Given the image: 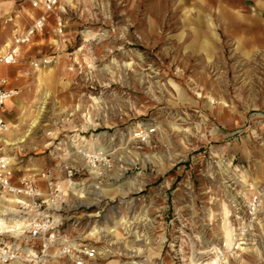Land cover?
<instances>
[{
  "label": "rangeland",
  "instance_id": "rangeland-1",
  "mask_svg": "<svg viewBox=\"0 0 264 264\" xmlns=\"http://www.w3.org/2000/svg\"><path fill=\"white\" fill-rule=\"evenodd\" d=\"M254 8L260 11L257 0H58L55 13L64 21L63 34L54 33L51 14L44 31L5 68L17 90L3 109L6 124L23 134L44 100L37 126L10 149L21 153L17 159L21 156L23 163L28 159L30 168L54 169L63 163L61 146L75 153L77 136H110L113 151L127 146L117 153L122 158L107 156L110 173L107 166L97 172L98 161L88 168L85 160L72 156L65 164L80 169L72 183L64 179V170L56 172L68 185L69 205L77 208L67 213L76 217L72 231L95 243L99 264H210L229 251L224 224L231 229V242L235 224H256L248 233L253 244L238 251L230 243L236 255L225 256L228 264H264V128L253 120L264 117V16H253ZM29 9L0 0V42L4 36L11 41L13 31L30 23ZM91 57H96V79L86 75ZM113 58L130 67L120 72L121 83L109 85L107 73L98 70ZM45 59L51 62L42 63ZM157 81L172 96V84L185 93L186 102L168 106L169 113L186 112L182 118L196 124L203 114L209 132L215 126L224 135L190 136L192 146L185 148L179 143L183 134L171 133L174 153L159 160V142L150 147L133 141L129 129L164 108L148 93L149 87L156 90ZM208 96L223 98L227 107L204 108L212 104ZM96 100L109 103L98 115L90 107ZM129 100L138 112L126 106ZM89 121L91 126L84 128ZM249 128L261 139H249ZM106 175V185L123 184L129 194L104 197L98 206L95 193L105 187ZM254 194L260 207L248 217L245 205Z\"/></svg>",
  "mask_w": 264,
  "mask_h": 264
},
{
  "label": "built area",
  "instance_id": "built-area-1",
  "mask_svg": "<svg viewBox=\"0 0 264 264\" xmlns=\"http://www.w3.org/2000/svg\"><path fill=\"white\" fill-rule=\"evenodd\" d=\"M14 2H27L31 7L40 10L34 20L23 31H13L11 34V44L7 51L0 56V67L13 65L18 60V55L22 46L28 44L30 40L37 34L42 33L47 25L48 14L54 13V28L56 35L60 36L64 31V21L62 17L55 13L58 7V0H12ZM50 59L43 60L42 63L49 64ZM37 66V63H33ZM17 95V90L9 86L8 79L0 77V110L5 102ZM6 97V99H5ZM6 124L0 114V136L6 131ZM137 142L144 143L145 141L139 138L137 134ZM11 145L0 144V228L7 226L13 228L17 224L23 225L25 222L31 224L35 213L46 214L48 222L54 217H59L60 222L53 227L46 229L41 236L40 232H30L17 229L20 231V236L12 235L10 232H0V249L5 252H11V258L5 259L0 254V264H10L13 262H21L24 264H49L56 259L67 258L73 264H93L100 257L101 252L93 242L83 239L80 235L75 234L72 230L77 226L76 217L68 214V211L76 210L69 205L67 194L65 191L66 201L61 202L59 208L50 210V199L52 193H60L62 189V179L57 175V171L64 170V179L72 183V179L76 174H79L80 169L70 165L67 166L65 161L56 164L54 169L42 167L38 173L32 171L26 172L22 175H17L15 172V156L11 152ZM75 163V162H74ZM88 168L95 166V161L92 164H87ZM47 178V179H46ZM38 181L43 183V187H39ZM51 185H56L53 190ZM29 188L33 191H39L42 195L30 196L28 195ZM35 204L38 207L32 211L31 215L28 209ZM260 199L258 194L250 197L245 205V212L248 217L255 215L257 209L260 207ZM25 205L28 208H25ZM39 224L40 220L36 219ZM256 224H235L232 232V246L234 250L240 251L241 248L249 246L252 243L249 232ZM29 237V239H25ZM9 245V248H5ZM76 245V247H72ZM19 249V251L17 250ZM67 248L68 251H64ZM35 253L34 259L16 260L17 256H27L28 251ZM61 252L62 255H56Z\"/></svg>",
  "mask_w": 264,
  "mask_h": 264
},
{
  "label": "clouds",
  "instance_id": "clouds-1",
  "mask_svg": "<svg viewBox=\"0 0 264 264\" xmlns=\"http://www.w3.org/2000/svg\"><path fill=\"white\" fill-rule=\"evenodd\" d=\"M67 3H71L72 0H66ZM258 7L260 11L258 12L256 8L252 10V15L256 16L257 19H260L262 16H264V0H257ZM125 31H127L125 29ZM123 38V33L121 34V37ZM91 39V37H90ZM112 49H108V52H111ZM90 54V52H89ZM91 55V54H90ZM96 57H91L92 63H89V71L86 73L89 79H96L97 76H94L93 73L97 72L96 65L94 63ZM130 66L127 64H122L117 62L114 58L110 61L109 64H104L102 68H100L98 71L99 73H107V79L109 81V85L115 81L116 83H121L120 80V72L124 69L129 68ZM215 67V65H213ZM135 71V69H133ZM168 83H171L169 81ZM108 85H104V87H107ZM172 87L176 90V95L172 96L171 93L168 92L167 87L164 84H161L159 81L156 82V90L153 91L152 87H149L148 93L150 94V97L152 100L156 101L158 104H164V108L159 113L153 115L149 120L145 122L136 123L133 125L129 132L131 134V139L135 141L137 139V134H139V138L144 140L145 143H147L150 147L153 143L159 142L162 147L159 149L160 155L156 157L157 160L160 159L161 156H164L165 158H168L173 155L174 153V147H173V139L171 138V133H178L183 134L182 138L180 139L179 143L184 144L185 148L191 147L192 143L189 140L190 136H195L197 140L204 139L207 140L209 137L216 139L218 137L223 136L224 134L219 131L215 126H212L211 131L209 132V126L206 123L207 117L202 115L201 122L199 124H196L194 122V119L189 118L187 121H185L182 118L183 116H187V113L184 112L181 114L180 112L176 113H169L168 112V106L176 107L177 105L186 102L185 101V93L184 91L176 84H172ZM157 92L159 95H157ZM167 93V96L165 95ZM170 97V98H169ZM6 99V97H5ZM95 99V98H93ZM112 99H117L115 92L112 93ZM208 99L212 101L211 105H204V108L208 107H215L217 103L221 106L227 107L225 104V100L223 98L219 99V101L212 100L211 96H208ZM166 102V103H165ZM126 106L130 107L131 110L136 113L139 110L136 107V104L132 103L131 100L126 102ZM92 109L96 110V115L99 114V111L104 110L106 111L109 107V103L101 100H96L95 103H93L90 106ZM115 107H120V103L118 102ZM123 109L121 108V111ZM253 120L257 123L258 128H264V123H261L260 121H264V117H254ZM65 124L71 126V120H66L64 122ZM188 124L190 127H184L183 124ZM91 126V121L84 124V128H87ZM249 139L252 137H256L257 140L261 139V137L257 136L256 130L249 128ZM155 134V135H153ZM70 140H72V137H69ZM101 140H103V145L101 144ZM111 137L110 136H104L101 135L99 138H93L92 140H85L83 137L77 136V138L73 141L72 146L75 148V153H69L68 152V145H62V150L64 151V155L61 157L62 160H66L69 158V156H72L76 159L85 160L87 164H92L94 161H98L99 165L96 169L97 172L100 171L101 168L104 166H107V170L110 173L112 169V163L107 159V156L111 155L113 159H120L122 156H118L117 153H121L122 149H126V145L123 143L121 144V148H116L115 151H113V145L110 143ZM236 148H239V145H235ZM164 149H169L170 151L168 153L164 152ZM126 154V153H125ZM175 155H179V153H175ZM104 175V173H101ZM110 178L109 175H106L105 180L101 181V184H104L105 187H102L100 189V193L96 197L98 206L99 202L103 200L104 197H107L109 199H115L116 197L124 198L126 197L129 192L124 190L123 184L120 186H112V185H106V180ZM47 179V178H46ZM50 187L55 190L56 185H51ZM68 187L67 183H65L64 186H62L61 192L56 193L53 191L52 198L50 199V210L53 208H59V205L61 202L66 201L65 196V190ZM28 195L30 196H39L42 195L39 191H33L31 188H29ZM77 196L80 195L79 192L76 193ZM38 206L33 204L30 209H28L29 215H31L32 211L35 210ZM25 208H28L27 205H25ZM110 212L116 211L115 209H109ZM36 219L40 220V223H36ZM60 222L59 217H54L51 222H48L46 214L36 212L35 217H33V221L31 224H28L25 222L23 225L17 224L13 228H8L7 226H4L3 228H0V232H10L12 235L17 236L19 238L20 231L17 229L22 228L23 230H27L30 232H40L41 236H43V233L46 229L53 227L55 224H58ZM25 239H29V237H25ZM162 239V238H161ZM2 243V241H0ZM9 245H5V248H9ZM72 247H76V245H72ZM229 251L225 254H221L217 257V259L220 261V264H228L227 260L225 259L226 255H232L235 256L236 254L231 251V245L228 246ZM19 251V249L17 248ZM64 251H68L67 248L64 249ZM135 252L139 253V249H135ZM213 252H218V249H212ZM0 254L3 255V258L9 259L11 258V252H5L4 249H0ZM56 255H62L61 252H57ZM155 255V253H154ZM35 253L28 251L27 256H17L16 260L20 261L23 259H34ZM149 259H151V256H149ZM37 264H40L39 261H37ZM211 264H216V261H211Z\"/></svg>",
  "mask_w": 264,
  "mask_h": 264
},
{
  "label": "crops",
  "instance_id": "crops-1",
  "mask_svg": "<svg viewBox=\"0 0 264 264\" xmlns=\"http://www.w3.org/2000/svg\"><path fill=\"white\" fill-rule=\"evenodd\" d=\"M9 3V2H8ZM19 4H26V5H29L27 2H18ZM30 8V7H29ZM27 9V8H26ZM30 11H29V14L27 13V17H28V19L30 20V23L29 24H31V22L34 20V18L37 16V15H39L40 14V10L39 9H37V10H33V9H29ZM17 12H19V11H17ZM28 24V25H29ZM27 25V26H28ZM27 26H25V27H23L22 29H18L17 31H19V32H21V31H23ZM10 44H11V41H10V39L9 38H7V36H4V38H3V40L0 42V56L1 55H3L6 51H7V49L9 48V46H10ZM10 66V65H9ZM8 66H2V67H0V77H5V78H7L8 79V82H9V86H11V87H14L12 84H11V81L9 80V77H8V70L7 69H5V68H7ZM15 88V87H14ZM9 102H11V100L10 101H8V102H6L3 106H2V108H1V110H0V114H1V116H2V118H3V120L5 121V118H4V116H3V109H4V107H6L7 106V104L9 103ZM17 107L21 110L22 108H23V104L22 103H19V104H17ZM6 124V123H5ZM6 131L5 132H3L2 134H1V136H0V144H5V142H4V140H13V139H15V138H17V137H19V136H21V135H23L21 132H19V127L18 126H16V125H13V124H11V125H8V124H6ZM25 141H26V139H25ZM24 141V142H25ZM24 142H21V143H24ZM21 143H17V144H15V145H11L10 146V148H8V149H11V148H13V149H16L17 148V146H19V144H21ZM14 146V147H13ZM21 151V150H20ZM18 155H21V153L19 152V154ZM18 155L17 154H14V156H15V161L18 163V167H17V170H18V172L16 171L15 173L17 174V175H22V174H24V173H26V172H29V171H32L33 173H38V171L41 169H35V168H30L29 167V163H28V159H26L25 161H24V163H23V161H22V158H21V156H20V158L19 159H17L18 158ZM15 162V163H16ZM38 185H39V187H43V183L41 182V181H38ZM99 259L100 258H98L97 259V261H95V262H93V264H99L100 263V261H99ZM10 264H24V263H21V262H13V263H10ZM49 264H73L72 263V261H70L69 259H67V258H63V259H56V260H53V261H51Z\"/></svg>",
  "mask_w": 264,
  "mask_h": 264
},
{
  "label": "bare ground",
  "instance_id": "bare-ground-1",
  "mask_svg": "<svg viewBox=\"0 0 264 264\" xmlns=\"http://www.w3.org/2000/svg\"><path fill=\"white\" fill-rule=\"evenodd\" d=\"M29 7L33 10H37V8H33L29 5ZM51 14H54V13H51ZM51 14H48V16H50ZM11 100V99H9ZM7 100V101H9ZM6 101V102H7ZM5 102V103H6ZM19 104V103H18ZM43 105H44V100H42V104L38 106L37 108V111H36V115H35V118H33L30 123H29V127H27L23 133V135L13 139V140H4L5 144L7 145H15L17 143H21V142H24L26 138H28V136L31 134V131H32V128L36 127L38 122H39V113L43 110ZM97 189V188H96ZM100 192H96L95 193V199L96 197L98 196ZM260 206V204H259ZM228 214V213H227ZM228 216V215H227ZM225 217V216H224ZM224 238H225V241H226V245L229 246L230 243H231V229L224 224ZM212 261H217V258L215 259H212ZM203 264H209V263H203ZM211 264V263H210Z\"/></svg>",
  "mask_w": 264,
  "mask_h": 264
}]
</instances>
